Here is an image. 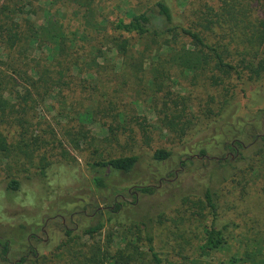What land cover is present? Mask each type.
I'll list each match as a JSON object with an SVG mask.
<instances>
[{
	"label": "rangeland",
	"instance_id": "1",
	"mask_svg": "<svg viewBox=\"0 0 264 264\" xmlns=\"http://www.w3.org/2000/svg\"><path fill=\"white\" fill-rule=\"evenodd\" d=\"M157 1L0 0V12H18L9 14L23 37L49 20L76 36V45L65 39L60 49L24 38L7 56L0 48V264L150 258L137 221H150L164 262L264 258V147L254 139L264 133V73L245 68L264 55V43L248 45L264 23V0H228L239 21L221 26L211 24V13L224 0H162L176 24L193 26L240 75L214 59L198 69L172 62L174 52L191 48L180 33L139 37L113 28L128 13L150 9L160 31ZM164 40L171 47L159 48ZM233 140L242 143L237 153L228 148ZM158 149L169 156L155 158ZM228 152L233 157L223 158ZM129 155L137 156L134 168L108 171L107 187L96 189L88 164ZM146 185L152 193L136 190ZM206 188L215 192L214 220ZM99 221V231L81 233ZM212 225L225 241L207 250Z\"/></svg>",
	"mask_w": 264,
	"mask_h": 264
},
{
	"label": "trees",
	"instance_id": "2",
	"mask_svg": "<svg viewBox=\"0 0 264 264\" xmlns=\"http://www.w3.org/2000/svg\"><path fill=\"white\" fill-rule=\"evenodd\" d=\"M89 2L91 0H83ZM231 2L235 0H230ZM225 4L219 6L218 10L211 13V24L221 26L224 23H228L231 20L234 22L239 21L236 18V4L229 3L228 0H224ZM157 16L161 17L163 20V28L159 31L153 22V13L151 10L147 9L140 12L128 13L125 18L121 17L116 22L113 23V28L120 30L128 34H136L139 37L151 34L152 36H162L167 34L168 36L174 33H180L191 40L190 47L184 52L176 51L172 55V62H177L180 65H185L186 69H198L207 66L210 59L215 60V65L220 68H225L226 73H229L230 69H233L238 75L240 71L237 68L232 67V65L224 60V53L221 51H216L211 46H208L198 32L194 31L193 26L183 27L182 25L176 24L173 20V14L169 7L162 0L155 3ZM212 11V10H211ZM18 14L15 9L5 8L4 11L0 12L2 14V22H0V48L3 49V54L8 55V50L12 49L17 41L24 38L28 45L34 46L37 43L49 42L56 49H60V46L64 43L70 45H76L75 38H69L68 34L63 32L62 25L56 24L53 20L47 21L45 24L36 26H31L28 29L27 35L23 37V32H18L12 23L14 19L9 13ZM26 22H30L28 18H24ZM224 22V23H223ZM16 24V22H14ZM255 30L252 32L251 36L248 38V45L250 48L259 47L264 43V23L260 22ZM85 37V36H84ZM252 39V40H251ZM74 41V42H73ZM116 45H121V50L126 49V44L124 42H117ZM171 47L169 41L164 40L159 48ZM195 47H199L195 49ZM203 48L210 50L211 52L204 53ZM1 55V53H0ZM247 70L252 74L259 76L264 73V55L257 58L256 61L250 62ZM0 103H6V100L0 95ZM254 139H257L258 149L264 147V133L254 135ZM236 146L241 145L240 141H236ZM0 148H5L4 137L0 135ZM228 148L232 149L231 143L228 144ZM204 150H201L200 155H204ZM169 156V151L165 149H158L154 153V157L157 159H165ZM137 162L136 155L121 156L115 158H109L106 160H98L88 164L93 175L91 181L96 189H103L107 187L105 180L108 175V171H117L127 173L130 172ZM16 181L11 180L10 186L12 188L16 187ZM136 190L142 193H152L153 186H136ZM204 202L209 209L213 220L217 215V207L215 204V192L210 188H206L203 193ZM115 209L119 208V203L113 202ZM93 211L95 213H101L99 205H94ZM150 221H137L135 224H140L143 229L144 240L146 248L150 258H85L84 262L81 264H174L172 262H164L159 256L157 250L154 246V235L152 226L149 224ZM103 227L101 221L94 224H89L85 226L81 233L83 235H92L93 233L99 231ZM66 233H69L68 231ZM224 232L222 229L216 228L213 225L206 230L205 240L203 247L207 250L217 249L224 244ZM28 259L20 258L18 262L14 264H24ZM29 264H36L37 259L29 260ZM243 262L250 264H264V258H244ZM79 263V262H78Z\"/></svg>",
	"mask_w": 264,
	"mask_h": 264
},
{
	"label": "flooded vegetation",
	"instance_id": "3",
	"mask_svg": "<svg viewBox=\"0 0 264 264\" xmlns=\"http://www.w3.org/2000/svg\"><path fill=\"white\" fill-rule=\"evenodd\" d=\"M236 141L237 140H235V141L233 140V142H231V145H232V150H234L237 153L238 147L236 146ZM240 144L242 145L241 142H240ZM228 155H230L231 157H233L232 156V153L231 152H228L223 158L227 157ZM100 209H101V206H100Z\"/></svg>",
	"mask_w": 264,
	"mask_h": 264
},
{
	"label": "water",
	"instance_id": "4",
	"mask_svg": "<svg viewBox=\"0 0 264 264\" xmlns=\"http://www.w3.org/2000/svg\"><path fill=\"white\" fill-rule=\"evenodd\" d=\"M196 157H198V156L196 155Z\"/></svg>",
	"mask_w": 264,
	"mask_h": 264
}]
</instances>
